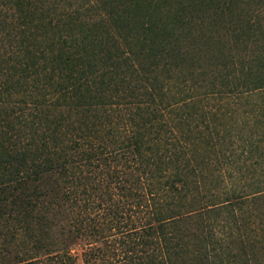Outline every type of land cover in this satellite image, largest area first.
Segmentation results:
<instances>
[{
    "label": "trees",
    "instance_id": "trees-1",
    "mask_svg": "<svg viewBox=\"0 0 264 264\" xmlns=\"http://www.w3.org/2000/svg\"><path fill=\"white\" fill-rule=\"evenodd\" d=\"M141 8L0 0V264H264V0Z\"/></svg>",
    "mask_w": 264,
    "mask_h": 264
},
{
    "label": "rangeland",
    "instance_id": "rangeland-1",
    "mask_svg": "<svg viewBox=\"0 0 264 264\" xmlns=\"http://www.w3.org/2000/svg\"><path fill=\"white\" fill-rule=\"evenodd\" d=\"M81 0H71L72 3H75L76 5H78L80 3ZM142 2V8L140 9V11L138 13H136V15L140 18V19H146L147 16L146 15V11L151 14L152 17H158L160 19V21L163 22V20L166 21H172V22H177L179 16L181 15H189L190 11L192 10V8L196 5H205L208 4L210 2H212L213 0H140ZM240 1H245V0H237V3L240 5ZM241 6H243V8H253L255 6V4L248 3L245 2L243 4H241ZM146 8V10H145ZM187 15V16H188ZM157 19V18H156ZM225 27H227V24L225 25ZM212 28V27H210ZM243 48V47H241ZM243 110L248 109V107L246 105H243ZM210 109H212V107H210ZM223 113H222V112ZM228 111L230 112V110L228 108H222L219 112H217L216 116L219 117V123L221 124H225L229 126L231 125V122L235 118V116L233 117L232 115H229ZM237 114H239L241 118V113L238 112ZM243 114V113H242ZM264 118V116H262ZM261 117V118H262ZM221 120V122H220ZM240 120V119H239ZM238 120V121H239ZM241 125V124H240ZM260 179H262V177L260 176ZM256 210L259 212H263L264 211V197H262L260 200H258L255 204ZM264 216V214H263ZM260 262H264V252L262 251L261 256L259 257Z\"/></svg>",
    "mask_w": 264,
    "mask_h": 264
}]
</instances>
